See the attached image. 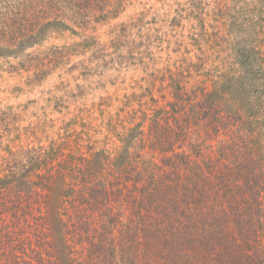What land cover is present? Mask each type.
I'll return each mask as SVG.
<instances>
[{
	"label": "trees",
	"instance_id": "16d2710c",
	"mask_svg": "<svg viewBox=\"0 0 264 264\" xmlns=\"http://www.w3.org/2000/svg\"><path fill=\"white\" fill-rule=\"evenodd\" d=\"M131 1L110 11L95 7L103 0H0V59L23 61L68 30L66 15L85 26L97 13L117 20ZM188 6L199 10L197 31L180 41L192 51L157 66L169 16H154L159 27L142 29L137 15L115 25L109 43L125 61L116 64L145 68L137 89L99 103L101 157L94 145L85 151V134L68 132L75 123H54L74 136L73 151L4 146L18 131L5 111L0 264H264V0H218L215 25L202 1ZM171 17L179 26L180 14ZM42 63L56 66L49 54Z\"/></svg>",
	"mask_w": 264,
	"mask_h": 264
},
{
	"label": "rangeland",
	"instance_id": "374dc122",
	"mask_svg": "<svg viewBox=\"0 0 264 264\" xmlns=\"http://www.w3.org/2000/svg\"><path fill=\"white\" fill-rule=\"evenodd\" d=\"M188 1L190 0H132L117 20H104L105 14L97 13V20L92 19L86 26L76 24L72 16L66 15L64 21L68 30L50 32L42 45L26 51L23 61L17 58L0 59V119L4 117L6 110L8 113L19 114H12V117H17L14 119V122L17 119V123L13 124V128L16 127L18 131L6 135L4 146L11 141L15 142V147L31 143L34 148L49 150L55 146L65 150L69 146L72 150L75 138L73 136L69 143L66 133L73 134V131L79 130L78 133L85 134L80 137L85 151L92 150L89 145H94L95 154L101 157L98 153L104 150L103 138L108 133L96 128L103 123L99 120V114L102 113L99 103L109 100V97L122 99L130 89H134L133 84H136L137 89L140 85L137 83L139 74L145 68L138 62L132 67L116 64L125 61L123 62V54L118 53L109 43L115 25H129L137 15L136 17L143 18L142 29L163 27L161 31L168 34L152 50L155 55L154 65L157 66L162 61H175L176 57L186 56L192 51L186 42L180 40L191 34L193 29L197 31L194 25L197 22L195 15L199 10L189 7ZM200 1L203 13L207 14V24L215 25L212 14L218 0ZM116 4L117 0H103L95 7L105 6L106 10L111 11ZM176 14H180V25L174 28L170 26L173 24L171 16ZM156 15L169 17L159 26L151 25ZM84 41H89L92 45L87 52L84 50ZM41 53L49 54L55 60L56 66L51 68V72L50 63L46 66L41 64ZM136 73H139L138 77ZM94 105L98 106V111L96 115H92L94 118L90 122V131L85 132L89 121L83 119L90 114ZM106 109L108 107H104ZM81 111L87 112L82 115ZM39 123L47 125V130L36 132ZM54 123H57L59 129L68 123H75L77 127L65 133L63 129L58 131L54 128Z\"/></svg>",
	"mask_w": 264,
	"mask_h": 264
}]
</instances>
